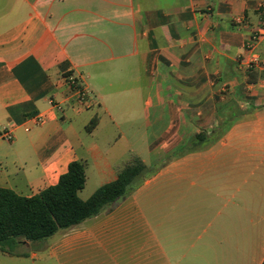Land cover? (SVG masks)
<instances>
[{"label":"crops","instance_id":"crops-1","mask_svg":"<svg viewBox=\"0 0 264 264\" xmlns=\"http://www.w3.org/2000/svg\"><path fill=\"white\" fill-rule=\"evenodd\" d=\"M262 1L0 0V188L32 197L84 161L86 187L97 183L80 192L88 200L166 149L165 169L55 245L100 246L104 264H263L264 41L261 65L242 62ZM226 123L221 139L192 140ZM15 257L0 252V264Z\"/></svg>","mask_w":264,"mask_h":264},{"label":"trees","instance_id":"trees-1","mask_svg":"<svg viewBox=\"0 0 264 264\" xmlns=\"http://www.w3.org/2000/svg\"><path fill=\"white\" fill-rule=\"evenodd\" d=\"M227 124L220 131L200 133L192 140L197 146L217 141L226 134ZM97 125L98 119L95 118L88 129L92 131ZM197 150L203 149H192ZM157 172L136 157L120 171L115 181L98 188L88 200L80 197L87 183V164L84 161L72 162L56 185L32 197L0 188V251L25 256L16 251L21 239L45 242L61 231H68L98 216L106 206L128 197Z\"/></svg>","mask_w":264,"mask_h":264},{"label":"rangeland","instance_id":"rangeland-1","mask_svg":"<svg viewBox=\"0 0 264 264\" xmlns=\"http://www.w3.org/2000/svg\"><path fill=\"white\" fill-rule=\"evenodd\" d=\"M164 127L165 122L162 121L160 123V126H158L157 128L160 129L161 132ZM147 160L149 161V158H147ZM149 167H153L155 170H158V172L166 168V149L159 152V154L157 155V159L154 163L151 162ZM158 184L161 191L167 190L166 178L160 180ZM96 186L97 183L94 182L93 179H91L84 192H89ZM151 188V185L146 187L148 193H146L142 197L143 206H151ZM85 193L83 196H85ZM146 215L148 216L150 221V211H148ZM56 239L57 234L45 242H30L21 239L19 247L16 251L17 253L25 254V257L17 256L15 257L14 261H10V264H104L108 260V257L105 256L106 254L102 251V248L100 246H75V249H72L70 247L66 249L63 246L57 247V245H55ZM115 247H117L118 250H114V252L119 253L120 249L118 248V246L113 245L111 248L115 249ZM81 255H85L83 260L79 259V256Z\"/></svg>","mask_w":264,"mask_h":264},{"label":"built area","instance_id":"built-area-1","mask_svg":"<svg viewBox=\"0 0 264 264\" xmlns=\"http://www.w3.org/2000/svg\"><path fill=\"white\" fill-rule=\"evenodd\" d=\"M260 23L253 31L251 37L245 44L244 50L246 56L243 57L242 62L248 68L252 66L261 65L262 61L259 54V47L264 41V1L260 3ZM65 82L71 87L76 96L75 103L78 107H89L92 103L91 92L89 88L78 78L73 75L65 77ZM53 107H55L59 112H63V107L61 104H55L52 102ZM31 122L41 125L45 122V117L42 115L34 116L29 119ZM1 137L9 142L13 140L14 131L9 127H5L1 133Z\"/></svg>","mask_w":264,"mask_h":264}]
</instances>
